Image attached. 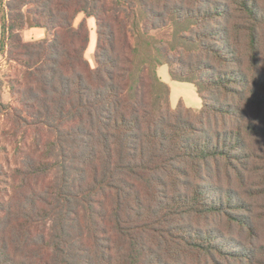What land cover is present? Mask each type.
<instances>
[{
    "label": "trees",
    "instance_id": "obj_1",
    "mask_svg": "<svg viewBox=\"0 0 264 264\" xmlns=\"http://www.w3.org/2000/svg\"><path fill=\"white\" fill-rule=\"evenodd\" d=\"M5 10L23 72L0 114L25 151L18 183L0 188V264H264V0ZM26 27L46 37L25 41ZM165 64L200 110L172 107Z\"/></svg>",
    "mask_w": 264,
    "mask_h": 264
},
{
    "label": "rangeland",
    "instance_id": "obj_2",
    "mask_svg": "<svg viewBox=\"0 0 264 264\" xmlns=\"http://www.w3.org/2000/svg\"><path fill=\"white\" fill-rule=\"evenodd\" d=\"M83 18L84 15H80L76 24ZM87 22L90 30V44L86 52V58L95 67L96 25L93 17L88 18ZM153 35L157 39L169 40L171 30L164 29L155 32ZM23 37L26 41H37L46 37V32L45 30L38 29L31 31V28L26 27L23 32ZM22 72L23 68L14 62H0V96L1 102L4 104L16 105L10 93L9 81L19 79ZM158 75L170 87V103L172 107L176 108L179 103H183L194 110H200L202 108L203 100L199 96L195 84L174 80L171 77L169 66L166 64L158 67ZM24 151L22 132L17 133L14 130L10 115L0 114V188H6L8 185L16 182L11 176L17 168H23ZM234 236L236 237V235ZM260 242L264 243V234L261 236Z\"/></svg>",
    "mask_w": 264,
    "mask_h": 264
},
{
    "label": "crops",
    "instance_id": "obj_3",
    "mask_svg": "<svg viewBox=\"0 0 264 264\" xmlns=\"http://www.w3.org/2000/svg\"><path fill=\"white\" fill-rule=\"evenodd\" d=\"M9 0H0V62H6L8 61V47H7V37L6 35H4L3 33V24L6 22V10H5V4L8 2ZM3 22V23H2ZM34 29H38V28H31V31H33ZM25 30V29H24ZM23 31H21V35L23 37ZM38 30H43V29H38ZM24 39V37H23ZM25 40V39H24ZM26 41V40H25ZM2 42H4V45L2 46ZM10 62V61H9ZM188 107V106H187ZM190 108V107H189Z\"/></svg>",
    "mask_w": 264,
    "mask_h": 264
}]
</instances>
